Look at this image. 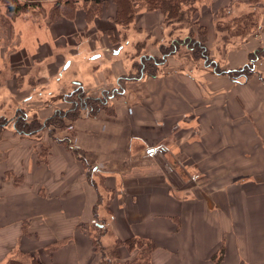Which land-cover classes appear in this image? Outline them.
I'll list each match as a JSON object with an SVG mask.
<instances>
[{"label":"crops","instance_id":"obj_1","mask_svg":"<svg viewBox=\"0 0 264 264\" xmlns=\"http://www.w3.org/2000/svg\"><path fill=\"white\" fill-rule=\"evenodd\" d=\"M234 1L229 11L235 15L251 9L248 0H209L199 4L200 23L213 30V13ZM115 12L112 6L107 16ZM62 17L54 21V29H66L65 35L89 25L79 21L78 13L74 20ZM131 25L136 41L170 35L160 10L139 12ZM108 28L97 34L105 35ZM154 28L161 35L152 33ZM241 42L232 43L219 60L244 64L252 49ZM130 44L128 39L113 57L122 60ZM90 59L96 72H85L90 66L80 58L73 79L97 82L104 70L110 77V54L99 51ZM139 78L141 87H134L142 90L139 98H119L114 113L76 122L72 141L77 152L63 144L53 145L47 159L32 150L25 156L18 152L10 181L0 165V264L17 251L35 253L46 264H102L92 235L79 229L98 218L109 223L110 234L103 238L107 246L118 239L152 241L153 264H264V59L247 79L233 80L201 63ZM167 138L173 139L176 154L191 159L190 171L205 177L202 193L193 184L174 182L164 169L156 155ZM104 188L110 193L105 195ZM64 239L68 241L45 251ZM221 247L224 254L218 261ZM131 250L122 246L121 258Z\"/></svg>","mask_w":264,"mask_h":264},{"label":"rangeland","instance_id":"obj_2","mask_svg":"<svg viewBox=\"0 0 264 264\" xmlns=\"http://www.w3.org/2000/svg\"><path fill=\"white\" fill-rule=\"evenodd\" d=\"M54 2L55 0H43L40 6L30 7L28 10L15 15L8 13L6 2L0 0V165L6 168L5 178L7 181L12 178V159L17 156L18 152H22V156H25L29 150H32L37 152L42 159H47V154L55 144H63L67 149L74 153L77 152L75 142L72 141L75 140L76 122L85 116L91 118L114 113L115 109L113 108L119 98L121 101L124 98L128 101L139 98V95H142V90L135 89L141 87V84L138 83H141L142 80L138 81L140 78L137 75L141 59L149 58L152 55L161 58L164 50L162 47L167 46L170 49L171 43L174 42L173 40L178 39L177 37L182 40L184 36L191 34V31L195 28L188 23H167L170 31L168 37L164 36L158 39V37L152 36L148 37L150 41H146L147 38L144 41H136L139 36L134 35L135 30L133 25H131L133 21L129 25H122L116 23L111 18L112 16H107L110 15L112 6H115L110 2L109 4L108 2L104 3L105 5L103 4L102 8L97 6L98 9L95 8V10L92 8L95 5L91 1L86 0H78L73 5L65 4L62 7L55 6ZM234 3L236 2L234 1L233 5ZM233 5L226 6L227 12L220 11V9L217 12L214 11L212 19L215 26L213 30L207 28L209 31L204 40L210 48L211 57L215 59L220 57L223 60L225 52L232 46V43H240L241 41L242 44L243 42L250 43L251 49L264 43V19L261 21L264 10L260 13L259 23L261 27H254L250 35H246V40H244L245 38L233 37L231 34L220 32L217 29L219 20L225 23L226 20L229 21L234 15V13L228 11L233 8ZM73 12L75 17L77 13L79 14L80 22L83 21L82 23H84L86 20L89 25L84 29L79 28L80 30L76 26L73 30L74 32H70V35L63 33L66 29H59L58 31L54 29V23L58 21L57 18L60 19L63 16L64 19H67L69 17L64 16L63 13L71 16ZM86 12L88 17H85ZM224 12L226 14L223 15ZM242 12L244 10L238 11L237 14ZM97 14L99 16H96ZM221 14L223 18L220 17ZM102 16H104L103 19H100ZM69 19L74 20V18ZM107 26L111 28L103 32L105 35L97 34L99 28ZM159 32V28L152 30V33L161 35ZM109 34L110 38L108 37ZM224 36L229 39V42H225ZM106 39L110 40V48L106 46ZM128 39L131 44L124 48L125 51H122L123 59H115L113 57L114 51L116 49L120 50V46L124 45ZM41 40L43 41L40 42ZM46 40L49 42L48 45L44 44ZM39 44H42V46ZM95 44L101 47L96 50L89 48V45L93 46ZM99 51L101 53L105 52L107 55L110 54V77L108 78V71L104 70L100 74L103 80L100 78L97 82L87 80L84 84L79 79H73L75 78L73 71L80 64H77L79 59L82 58V60L86 61L83 64L85 67L90 66L88 63L90 61L88 60ZM87 56L88 58H86ZM164 60H166V63L160 67L161 73L182 66L193 69L198 63L204 66V62L200 58L197 59L184 45L180 46L178 52L166 55ZM221 61L219 62L222 64L223 69L239 67L229 62L224 63ZM68 62L71 66L69 72H67V68V71L65 70V65ZM149 62L143 61L146 64ZM260 65H262V62ZM95 68V66H90L85 72H88V74L96 72L97 69ZM97 74L92 77H96ZM128 76H138V78L129 79ZM122 77L125 80L119 79ZM239 78L245 79L246 77L240 76ZM76 80L80 81V84H77ZM90 86H98L101 89L93 90ZM123 88H129L130 90H123ZM122 94L123 96L121 97ZM172 140V138H167L160 143V146H158L160 151L156 156L162 157L163 167L176 180L174 182L178 184H193V186H196L194 187L195 192L197 194L199 192L202 193L203 191L201 190H204V188L201 185L205 177L198 172L190 171L191 167L190 164L188 165V161L191 159H186L179 153L176 154V148ZM140 145L142 150L144 148L148 149L147 146ZM86 166L87 170L91 172L94 170V165ZM89 177L91 178V174ZM103 192L107 195L110 190L104 188ZM107 209L110 212V208ZM96 222L105 225L106 229L95 228L97 232L94 235H101L102 248L110 256V245L107 246L103 242V238L110 234L109 223L107 220L98 218L90 226L92 227ZM24 226L27 230V225L25 224ZM79 226L82 227L79 228L81 230L87 228L86 224H80ZM84 232L88 231L85 230ZM136 239L139 240V238ZM65 241H68V239L57 240L53 243L58 246L64 244ZM96 242H94V246H98L96 250L103 259L102 248ZM133 243L137 248L138 242L134 241ZM49 248L45 250L47 253L51 251ZM131 251L129 257H126L127 259L119 256L118 259H114V262L122 264L135 258L137 256L136 249ZM19 252L13 253L9 258L15 256L24 262L19 264H30L31 260L24 255L23 251ZM219 257L220 252L216 255V258ZM149 261L148 256H143L141 260L143 263ZM150 264H153L152 259Z\"/></svg>","mask_w":264,"mask_h":264},{"label":"trees","instance_id":"obj_3","mask_svg":"<svg viewBox=\"0 0 264 264\" xmlns=\"http://www.w3.org/2000/svg\"><path fill=\"white\" fill-rule=\"evenodd\" d=\"M6 2V8L8 13L17 15L19 12H24L28 10L30 7L40 6L42 4L43 0H4ZM78 0H55L54 4L57 7H62V5H73V3H76ZM91 1L93 5L92 8L95 10L98 9L99 6H101L106 2H109L114 4L116 6V12L114 16L111 18L116 22L120 23L122 25H129L136 15L143 11V10H160L163 12L165 17V22L168 24L173 23H188L195 27L191 34L184 36L181 40V38L177 37L178 39L173 40L174 42L171 43L170 49H168L167 46L162 47L164 50L162 51L161 58L157 57L156 55H152L149 58H143L141 59V62L139 64L138 68V74L139 77H154L157 76L160 71V67L166 63L165 57L168 54H174L175 52H178L180 50V46L184 45V47L187 48L190 53H192L197 59H201L204 62V67L209 68L211 72H214L216 74H227L231 79L237 80L240 79V76H245L249 78L251 75H253L256 72V62L259 61L264 57V43L260 44V46L252 49L249 51L248 59L247 61L236 68H228L223 69L222 64L219 62V59H215L211 57L210 48L207 46L206 41L204 40V37L208 34V29L206 26L200 24L199 22V4L205 2V0H86ZM248 4L251 6V9L248 11L233 15L229 21L226 20L225 23L222 22V20L218 21V27L217 29L220 32H227L231 34L233 37H240L245 38L246 35H250V32L254 27H261L260 26V13L264 10V0H248ZM105 5V4H104ZM107 5V4H106ZM233 5V4H232ZM98 6V7H97ZM100 8V9H101ZM262 8V9H261ZM220 11L227 12L226 8L220 9ZM229 11V10H228ZM261 11V12H260ZM223 13L226 14V13ZM231 12V11H230ZM75 13L73 12L70 15L67 13H63L64 16H67L69 18H74ZM220 14V13H219ZM86 17H88V14L86 12ZM96 16H99L98 14ZM222 17V14L220 15ZM223 18V17H222ZM259 23V24H258ZM200 24V25H199ZM202 37V38H201ZM225 42H229V39L224 36L223 37ZM222 38V39H223ZM245 38L244 40H246ZM262 45V46H261ZM169 50V51H168ZM168 51V52H166ZM150 61L149 63H143V61ZM28 135V134H26ZM88 226L85 228L93 238V241L100 245L102 248V242L100 238V234L97 236L94 235L97 231L95 230L98 228L106 229L104 224L100 223H94L93 226ZM96 239V240H95ZM134 241L138 242V246L136 248V245L133 243ZM143 241V242H140ZM127 246L129 249H136L137 256L130 261L126 263L123 262L122 264H150L151 263V253L154 248V244L152 241L147 239L139 238L137 240L136 238H131L129 240H116V242L110 246V256L104 252V248H102V264H117L114 262V259H118L120 256V248L122 246ZM56 246V244L49 246L48 248L50 250H53V248ZM95 248L98 249V246L95 245ZM48 249V250H49ZM21 252V251H20ZM19 252V253H20ZM220 257L218 258V261L222 259L224 254V248L221 247L220 249ZM24 253V252H23ZM24 255L31 260L30 264H44L37 256V254L32 253H24ZM143 256H148L149 262H141ZM216 258V256H215ZM24 263L21 261L20 258H16L15 256L9 258V260L4 264H19Z\"/></svg>","mask_w":264,"mask_h":264},{"label":"water","instance_id":"obj_4","mask_svg":"<svg viewBox=\"0 0 264 264\" xmlns=\"http://www.w3.org/2000/svg\"><path fill=\"white\" fill-rule=\"evenodd\" d=\"M69 62L65 65V68L68 66ZM79 83V82H78Z\"/></svg>","mask_w":264,"mask_h":264}]
</instances>
